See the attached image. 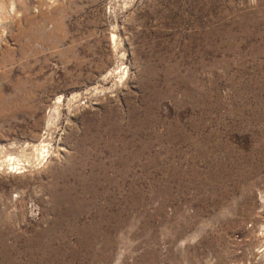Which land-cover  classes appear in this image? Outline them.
<instances>
[{"label":"rangeland","instance_id":"374dc122","mask_svg":"<svg viewBox=\"0 0 264 264\" xmlns=\"http://www.w3.org/2000/svg\"><path fill=\"white\" fill-rule=\"evenodd\" d=\"M1 242L264 264V0H0Z\"/></svg>","mask_w":264,"mask_h":264},{"label":"bare ground","instance_id":"6f19581e","mask_svg":"<svg viewBox=\"0 0 264 264\" xmlns=\"http://www.w3.org/2000/svg\"><path fill=\"white\" fill-rule=\"evenodd\" d=\"M42 148V150H45L44 152H42V158H41V162L40 163H43L45 160H46V158L48 157V156H45V153H46V147L45 146H42L41 147ZM46 148V149H45ZM37 149V151H38V147L36 148ZM39 150H40V148H39ZM49 152V151H48ZM47 152V153H48ZM14 159L15 158H13V157H9V162H10V166H12L13 167V169H18V166H21V165H19V164H16L15 163V161H14ZM25 167V166H24ZM20 168V167H19ZM20 169H24V168H20ZM69 191H71V188H69L66 192H65V196H67V199H69V196L71 195V193L69 192ZM74 210V208L72 209V211ZM32 242V241H31ZM36 244V243H35ZM1 245H2V249L0 250V253H2L3 255H7V252H8V246H6L5 244H3L2 242H1ZM47 245V244H46ZM45 245V246H46ZM32 246V245H31ZM44 249H45V247H44ZM52 249V248H51ZM41 251V250H40ZM35 252V251H34ZM46 256V255H45ZM48 258V257H47ZM9 261V260H8ZM49 261V260H48ZM14 264V263H13Z\"/></svg>","mask_w":264,"mask_h":264}]
</instances>
